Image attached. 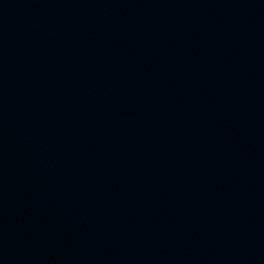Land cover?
<instances>
[{
	"label": "water",
	"instance_id": "water-1",
	"mask_svg": "<svg viewBox=\"0 0 264 264\" xmlns=\"http://www.w3.org/2000/svg\"><path fill=\"white\" fill-rule=\"evenodd\" d=\"M0 264H264L46 0H0Z\"/></svg>",
	"mask_w": 264,
	"mask_h": 264
}]
</instances>
